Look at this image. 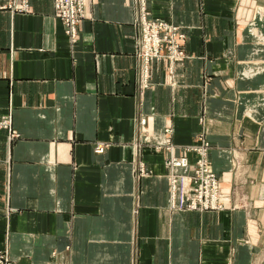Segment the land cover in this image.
<instances>
[{"label":"crops","instance_id":"1","mask_svg":"<svg viewBox=\"0 0 264 264\" xmlns=\"http://www.w3.org/2000/svg\"><path fill=\"white\" fill-rule=\"evenodd\" d=\"M146 3L187 36L147 88L136 0H86L74 45L54 0L0 10V251L12 264H264V0ZM201 133L223 208L174 210L166 161L193 166L184 147Z\"/></svg>","mask_w":264,"mask_h":264},{"label":"built area","instance_id":"2","mask_svg":"<svg viewBox=\"0 0 264 264\" xmlns=\"http://www.w3.org/2000/svg\"><path fill=\"white\" fill-rule=\"evenodd\" d=\"M86 0H54V9L57 17H60L71 38L79 36V25L86 18ZM138 21L141 23V33L137 39L135 53L140 61V83L141 87L147 88L151 82L152 64L164 58L171 60L185 57V52L180 45V40L186 38L185 33H179L181 28L177 25L159 19H151L148 14L146 0H136ZM0 10H11L14 12H28L30 10V0H0ZM147 70L149 84L144 79V70ZM146 76V77H147ZM146 82L145 84L143 82ZM145 122V120H141ZM11 120L5 118L0 121V128H10ZM12 137H17L18 133H11ZM104 145L99 143L96 152H104ZM189 148V147H188ZM193 152L200 154V160L196 165L191 166L186 157H170L168 165L171 168V203L174 210L192 209H221V187L217 174L210 166L209 151L210 143L195 147H190ZM196 150V151H194ZM193 169V174L188 170ZM182 169V172L179 170ZM190 170V171H191ZM189 172V173H188ZM144 173V170H143ZM190 178L186 181L185 177ZM195 179V182L193 181ZM188 182V187H185ZM193 183V184H192ZM206 198L203 202L202 199ZM0 264H11V260L6 252H0Z\"/></svg>","mask_w":264,"mask_h":264},{"label":"rangeland","instance_id":"3","mask_svg":"<svg viewBox=\"0 0 264 264\" xmlns=\"http://www.w3.org/2000/svg\"><path fill=\"white\" fill-rule=\"evenodd\" d=\"M30 11V10H29ZM28 11V12H29ZM14 12V11H13ZM20 13H26V12H20ZM148 14H149V18H153V19H159V20H163V19H160V18H155V17H152L151 15H150V12H149V10H148ZM59 19H61L60 17H58ZM62 20V19H61ZM163 21H165V20H163ZM62 22H63V25H64V29H65V33L68 35V37H69V39H70V41H71V43L74 45V44H76L77 43V41H78V39H79V36L77 35V38H75V39H73V38H71L70 37V35L67 33V31H66V27H65V23H64V21L62 20ZM137 24L140 26V31H139V35H138V37L140 36V33H141V23L138 21V18H137ZM178 27H180V26H178ZM181 28V27H180ZM185 33V32H182V30L181 31H179V33ZM138 37H137V39H138ZM137 39H136V41H135V47H136V42H137ZM187 41V36H186V38H184V39H181L180 40V45H181V47L183 48V51L185 52V54H186V51H185V42ZM135 55H136V53H135ZM137 57V60H138V69H139V73H140V61H139V58H138V56H136ZM169 60V59H168ZM170 61V64H174L175 62H176V59L172 62L171 60H169ZM160 62V60L159 61H155L153 64H152V74H151V78H150V82H151V79H152V77H153V74H154V72H155V69H156V65L158 64ZM1 121V120H0ZM198 139H197V142H195V143H193V144H188V145H185V147H184V151H186L187 153H190V152H193L192 150H190L189 148L190 147H195V146H199V145H205V144H207V143H210V141L206 138V136H204V134H200L198 137H197ZM96 147H97V145H96ZM96 147H95V151H96ZM189 147V148H188ZM210 147H212L211 146V143H210ZM104 150H105V148H104ZM194 151H196V150H194ZM98 153V152H97ZM103 153V152H102ZM193 153H195L196 155H197V160H196V162L195 163H197L198 162V160H200V154L196 151V152H193ZM209 153H210V151H209ZM176 157H178V158H182V157H186V158H188L187 157V155H184V156H177L176 155ZM209 157H210V155H209ZM209 161H210V158H209ZM168 162H169V159L166 161V164L168 165ZM195 163H192V164H194V166L196 165ZM169 166V165H168ZM194 166H193V168H194ZM210 166H211V161H210ZM170 167V166H169ZM196 168V167H195ZM195 168H194V170H195ZM211 168H213L212 166H211ZM139 174H142V175H144V173H143V169H142V166H140L139 167ZM194 170L192 169L191 171H190V174H193V172H194ZM189 173V172H188ZM218 176V175H217ZM220 180V179H219ZM194 182H195V179L193 180ZM193 184V183H192ZM202 201L203 202H205L206 201V198H203L202 199ZM222 202V201H221ZM210 210H221V209H219V208H217V209H207V208H205V209H202V210H200V209H192V210H190V211H200V212H204V211H210ZM1 253L3 252V251H0ZM11 264H12V261H11Z\"/></svg>","mask_w":264,"mask_h":264},{"label":"bare ground","instance_id":"4","mask_svg":"<svg viewBox=\"0 0 264 264\" xmlns=\"http://www.w3.org/2000/svg\"><path fill=\"white\" fill-rule=\"evenodd\" d=\"M144 75H145V77H143L144 79H147V83L149 84V76H147V70L145 69L144 70ZM147 76V77H146ZM142 83V82H141ZM144 84L146 83L145 81L143 82ZM175 159V158H174ZM191 168V167H190ZM189 168V169H190ZM188 169V170H189ZM188 170H186V171H188ZM185 180L187 181H189L190 180V178H189V176L188 177H185ZM185 187H188V182H185ZM172 190V189H171ZM221 201H222V196H221ZM170 203H171V198H170ZM222 204H223V202H221ZM221 207H223V205H221ZM173 209V208H172ZM222 209V208H221Z\"/></svg>","mask_w":264,"mask_h":264}]
</instances>
